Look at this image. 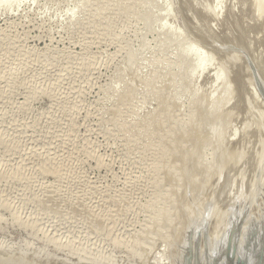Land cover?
<instances>
[{
  "label": "rangeland",
  "instance_id": "1",
  "mask_svg": "<svg viewBox=\"0 0 264 264\" xmlns=\"http://www.w3.org/2000/svg\"><path fill=\"white\" fill-rule=\"evenodd\" d=\"M248 216L264 0H0V264H187Z\"/></svg>",
  "mask_w": 264,
  "mask_h": 264
},
{
  "label": "water",
  "instance_id": "2",
  "mask_svg": "<svg viewBox=\"0 0 264 264\" xmlns=\"http://www.w3.org/2000/svg\"><path fill=\"white\" fill-rule=\"evenodd\" d=\"M245 222H246V218L236 223L235 227L233 228L231 234L228 237L227 243L221 255L217 257L215 256L213 258L211 255L212 248L211 249L208 248L207 255L204 257L205 259L202 258L201 260L198 251L194 252L191 250L190 255L187 259V264H223V261H225V264H249L246 258H244L243 256L236 258L239 251L237 245V237L241 232V226ZM253 227H254L253 231L251 232V234H249L246 240L247 241V244L245 246L246 255L252 253L254 254L255 248L257 247V242L260 234L259 233L260 224L258 222H254ZM210 257H212V260L209 259ZM259 258H260L259 264H263L262 263L263 262L262 259L264 258L263 250H261Z\"/></svg>",
  "mask_w": 264,
  "mask_h": 264
},
{
  "label": "bare ground",
  "instance_id": "3",
  "mask_svg": "<svg viewBox=\"0 0 264 264\" xmlns=\"http://www.w3.org/2000/svg\"><path fill=\"white\" fill-rule=\"evenodd\" d=\"M161 10V9H160ZM204 59V58H203ZM195 61V60H194ZM55 169V168H54ZM62 170V169H61ZM48 172V171H47ZM58 178V177H57ZM251 220V216H248L247 217V219H246V222L241 226V232H242V229H243V226L244 225H246V224H249V223H253L254 224V222H257V221H253V222H251L250 221ZM235 227V226H234ZM264 229V228H263ZM253 231V230H252ZM251 231V232H252ZM241 232H240V234H241ZM251 232L249 233V234H251ZM259 237L260 236H262L263 235V230L261 229V226L259 227ZM239 234V235H240ZM249 234H247V236H246V240H247V237L249 236ZM240 236H238L237 237V245H238V241H239V238ZM239 246V245H238ZM261 249H264V246H261L260 244L259 245H257V247L255 248V253L253 254H249V255H246V253H245V248L244 249H242V250H240L239 251V253H238V256L236 257V258H238V257H244V258H246V260L248 261V263L249 264H259V260H260V258H259V256H260V250ZM264 252V251H263ZM211 254H212V251H211ZM262 263L264 264V258L262 259Z\"/></svg>",
  "mask_w": 264,
  "mask_h": 264
}]
</instances>
